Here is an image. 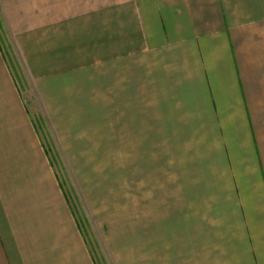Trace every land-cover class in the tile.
<instances>
[{
  "label": "crops",
  "instance_id": "obj_1",
  "mask_svg": "<svg viewBox=\"0 0 264 264\" xmlns=\"http://www.w3.org/2000/svg\"><path fill=\"white\" fill-rule=\"evenodd\" d=\"M40 105L66 160L107 115L138 264H264V0H0V264H101Z\"/></svg>",
  "mask_w": 264,
  "mask_h": 264
},
{
  "label": "rangeland",
  "instance_id": "obj_2",
  "mask_svg": "<svg viewBox=\"0 0 264 264\" xmlns=\"http://www.w3.org/2000/svg\"><path fill=\"white\" fill-rule=\"evenodd\" d=\"M2 31L4 32L3 37L6 39V30L3 27ZM9 37L10 39L8 40L10 41L11 35ZM6 53L8 54V52ZM26 61L27 60L24 59L23 62ZM9 64L16 74V71L14 70V63L9 62ZM17 80L21 85V81L19 80V78H17ZM25 86H28L27 83H25ZM33 99L36 102H40L39 99ZM38 107L40 111L46 110L48 113H46V115L44 113L40 114L43 122L45 123V137L48 139L49 144H51L54 149L59 151L58 158H60V160H62V158H65L64 162L58 161L57 166L59 172H62V177H64V179L66 180H64V182L67 189L72 195L73 201H75L80 211L79 213L82 214L87 221V227L85 229L87 235L90 237L89 241L93 246V249H95L97 257H99L100 263L128 264L129 260H127V258L131 254H133L130 257L137 258L136 264H138V250L137 252L128 250V254H125L124 251H121L119 242L121 243L122 247L124 245L121 242L119 235H124V221L132 224H135L137 221H139L135 218L138 217L140 203L144 202V199H146V195L149 196L150 199H153L154 195H136L133 191L131 196H129V191H127L128 189L126 187L124 178L127 170V164H113L107 162V159L109 158L107 145L108 131L106 129L107 115H104L103 121L105 122V125L103 126V124L101 123V139L100 146L99 148H97V155L92 156L91 154V150H96L92 142H94L93 138H96L97 132L91 129L86 131L87 129L84 126V129H86L85 131H83L85 143L87 142L91 146H83L84 152L82 153V155L79 154L77 156H75L74 151L76 147H69L71 151H74L72 152L73 156H71V158H74L75 161L72 162L70 156L67 157L68 160H66L65 156L62 157L64 148L63 145L67 143L66 138H70V136H72L70 132L68 135H64L62 126H64V124H67L69 126L73 116L62 115L61 117H59V115L51 114L47 107L43 108V105H40ZM80 117L81 116L79 115L78 117L74 116L73 121L79 124ZM83 117V122L88 123L89 117L95 118V115L86 116V114H84ZM70 126H73L74 128L76 127L74 125ZM61 128L64 137L59 134ZM77 128L81 129L79 125H77ZM103 128H105V130H103ZM77 148L80 149V146H78ZM88 156L94 161L83 162V159L89 158ZM116 157L118 160V152H116ZM108 210L110 212H108ZM153 212L154 211L152 210L150 212L148 211L149 215H151ZM113 221L114 223H112ZM111 228L112 231L115 232L116 239L114 237L112 238L109 234ZM132 234L138 235V228L136 233ZM132 241L133 238L131 239V243ZM115 242L118 244L117 247H115ZM124 254L125 256H127V258L123 256Z\"/></svg>",
  "mask_w": 264,
  "mask_h": 264
}]
</instances>
